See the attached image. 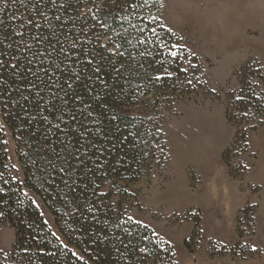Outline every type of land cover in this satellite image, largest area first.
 <instances>
[{
	"label": "trees",
	"instance_id": "16d2710c",
	"mask_svg": "<svg viewBox=\"0 0 264 264\" xmlns=\"http://www.w3.org/2000/svg\"><path fill=\"white\" fill-rule=\"evenodd\" d=\"M159 8L158 0H0V226L15 231L0 264H174L173 246L129 218L123 200L167 160L164 111L215 94L197 63L187 68L189 53ZM227 101L237 129L222 156L233 176L231 159L264 124V71L247 63ZM200 218L184 243L190 252Z\"/></svg>",
	"mask_w": 264,
	"mask_h": 264
},
{
	"label": "rangeland",
	"instance_id": "374dc122",
	"mask_svg": "<svg viewBox=\"0 0 264 264\" xmlns=\"http://www.w3.org/2000/svg\"><path fill=\"white\" fill-rule=\"evenodd\" d=\"M158 1V20L182 41L187 68L197 63L215 96L164 111L167 160L131 187L125 211L173 246L174 264H264V124L249 134L247 152L231 159L233 176L222 156L237 129L226 119L228 94L240 88L247 63L264 71V0ZM4 133L14 176L22 180L15 139ZM32 198L56 233L48 209ZM199 216L200 239L190 252L184 243ZM14 244L15 231L0 226V252Z\"/></svg>",
	"mask_w": 264,
	"mask_h": 264
}]
</instances>
